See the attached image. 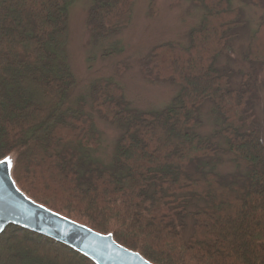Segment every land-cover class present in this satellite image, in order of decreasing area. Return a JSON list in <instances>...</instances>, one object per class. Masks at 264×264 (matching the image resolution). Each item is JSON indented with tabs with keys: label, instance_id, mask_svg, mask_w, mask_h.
Segmentation results:
<instances>
[{
	"label": "trees",
	"instance_id": "1",
	"mask_svg": "<svg viewBox=\"0 0 264 264\" xmlns=\"http://www.w3.org/2000/svg\"><path fill=\"white\" fill-rule=\"evenodd\" d=\"M72 1L0 0V160L14 156L18 188L69 219L111 233L153 264H264V135L255 113L264 19L242 54L250 71L237 73L219 59L247 26L241 7L233 0H188L202 14L186 43H159L140 62L145 78L168 81L178 92L162 109L140 110L110 78L93 80L87 95L72 99L76 79L66 50ZM133 3L90 0L91 42L125 28ZM86 99L119 130L110 160L97 155L100 133ZM206 101L216 126L208 135L198 132ZM222 153L232 156L233 170H218ZM0 264L94 263L9 225L0 234Z\"/></svg>",
	"mask_w": 264,
	"mask_h": 264
},
{
	"label": "rangeland",
	"instance_id": "2",
	"mask_svg": "<svg viewBox=\"0 0 264 264\" xmlns=\"http://www.w3.org/2000/svg\"><path fill=\"white\" fill-rule=\"evenodd\" d=\"M262 6H257L242 0H233L234 6H239L247 26L239 32L231 42L229 55L219 59L220 64H228L239 72H249L250 65L242 59L249 35L258 22L264 19V0ZM90 0H73L68 7V42L67 58L76 79L72 99L79 95H87L90 83L97 78H110L123 89L125 98L131 106L140 110L162 109L167 106L178 92L179 86L168 81H151L145 78L140 69L141 59L155 45L174 40L186 43L188 30L197 24L202 14L200 8L188 0H134L132 14L128 25L117 35L94 44L86 29V14ZM118 51L111 52L110 48ZM108 49V50H107ZM260 81L259 101L255 105L257 124L261 136L264 135V71H258ZM252 72V76H254ZM238 77L234 83L238 82ZM261 86H260V85ZM201 126L198 132L212 134L216 130L211 112V106L206 101L199 109ZM85 111L94 120L100 133L101 145L97 155L101 159L110 160L114 143L119 130L89 107L86 99ZM220 147H224L220 137H214ZM13 160L14 156H10ZM218 170L228 172L234 169L235 162L229 154H219ZM241 165V163H240Z\"/></svg>",
	"mask_w": 264,
	"mask_h": 264
},
{
	"label": "water",
	"instance_id": "3",
	"mask_svg": "<svg viewBox=\"0 0 264 264\" xmlns=\"http://www.w3.org/2000/svg\"><path fill=\"white\" fill-rule=\"evenodd\" d=\"M12 167L13 160L11 167L0 164V234L14 225L61 243L94 264H153L111 233L97 232L29 198L16 185Z\"/></svg>",
	"mask_w": 264,
	"mask_h": 264
},
{
	"label": "snow or ice",
	"instance_id": "4",
	"mask_svg": "<svg viewBox=\"0 0 264 264\" xmlns=\"http://www.w3.org/2000/svg\"><path fill=\"white\" fill-rule=\"evenodd\" d=\"M0 164L7 165L8 167L12 166V159L10 157H5L4 159L0 160Z\"/></svg>",
	"mask_w": 264,
	"mask_h": 264
}]
</instances>
